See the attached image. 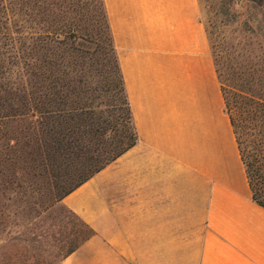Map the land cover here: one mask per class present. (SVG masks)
<instances>
[{"label":"crops","instance_id":"crops-1","mask_svg":"<svg viewBox=\"0 0 264 264\" xmlns=\"http://www.w3.org/2000/svg\"><path fill=\"white\" fill-rule=\"evenodd\" d=\"M136 143L60 204L92 234L56 264H264L199 0H102Z\"/></svg>","mask_w":264,"mask_h":264},{"label":"trees","instance_id":"trees-1","mask_svg":"<svg viewBox=\"0 0 264 264\" xmlns=\"http://www.w3.org/2000/svg\"><path fill=\"white\" fill-rule=\"evenodd\" d=\"M241 1L258 8L264 18V0ZM51 5L55 2L0 0V164L8 161L21 169L29 168L34 175L50 176L60 202L135 144L137 134L102 0L123 95L121 102L102 84L93 96L89 84L92 72H80L76 67L77 49L72 46L76 34L69 28H53L48 22L53 21L48 16L53 12ZM34 15H42L40 31L33 26L37 23ZM207 36L211 47L208 32ZM55 42L63 45L56 55ZM259 50L250 54L252 78L257 71L260 73L255 81L258 90L243 88L241 83L229 87L238 99V108L241 98L249 101V139L241 130V112L237 117L230 112L225 87L219 82L251 197L264 207V52ZM50 52L53 57L48 58ZM213 60L219 79L214 56ZM80 223L85 234L69 244L54 264L92 234L87 225Z\"/></svg>","mask_w":264,"mask_h":264},{"label":"rangeland","instance_id":"rangeland-1","mask_svg":"<svg viewBox=\"0 0 264 264\" xmlns=\"http://www.w3.org/2000/svg\"><path fill=\"white\" fill-rule=\"evenodd\" d=\"M46 1L55 2L51 5L53 12L48 14L53 18L48 21L53 28H69L76 34L72 43L77 49L76 67L80 72H92L89 84L93 96L102 84L109 87V95L121 102L123 95L101 0ZM199 4L229 110L236 117L241 112V130L249 139V101L241 98V109L238 108L230 85L241 83L243 88L258 90L256 78L260 73L257 71L252 78L250 54L259 48L264 52V18L258 8L241 0H199ZM34 17L37 23L33 26L40 31L42 15ZM60 48L63 45L53 44L55 55ZM53 52L48 53V58L53 57ZM13 165L8 161L0 164V264H54L86 231L56 200L58 189L50 176L44 178L29 168Z\"/></svg>","mask_w":264,"mask_h":264}]
</instances>
